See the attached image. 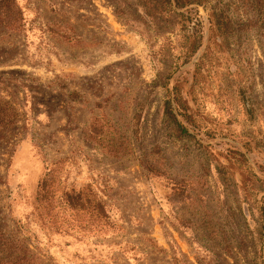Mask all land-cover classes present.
<instances>
[{
    "label": "rangeland",
    "instance_id": "1",
    "mask_svg": "<svg viewBox=\"0 0 264 264\" xmlns=\"http://www.w3.org/2000/svg\"><path fill=\"white\" fill-rule=\"evenodd\" d=\"M17 3L23 32L0 35V256L264 264V21L253 0L214 3L234 22L226 39L209 7L195 11L203 44L186 64L184 39L144 25L131 0ZM169 99L191 138L178 136ZM44 180L96 195L108 235L41 227Z\"/></svg>",
    "mask_w": 264,
    "mask_h": 264
},
{
    "label": "trees",
    "instance_id": "2",
    "mask_svg": "<svg viewBox=\"0 0 264 264\" xmlns=\"http://www.w3.org/2000/svg\"><path fill=\"white\" fill-rule=\"evenodd\" d=\"M131 1L132 5L140 12L141 20L144 25L154 29L159 25L165 24L171 28V33H173V35H178V37L181 36L182 39H184V42L188 44V50L184 54L183 64H186L194 57L203 44L202 33L192 27L195 24L194 12L198 9L203 8L207 10L209 7L211 13L209 24L211 26L213 25L215 32L221 39H226L235 30L234 22L228 14L214 8V3L217 2V0ZM253 6L257 15L261 16L264 21V0H253ZM198 25L201 26V23L198 22ZM23 30L24 16L17 0H0V35H5L6 32L21 33ZM166 79L169 81L171 75L166 77ZM172 101V99H169L166 103L167 115L175 123L180 138H191L188 130L179 123L174 114ZM142 120V115H137L134 119L133 133L136 138L140 136ZM103 130V126L99 123L91 125V140L96 143H101L104 134ZM145 169L148 173L155 176L159 174L155 167L148 166ZM45 180L41 182L37 196L39 208L44 212L39 220L41 224L39 225L41 227L47 226L56 232H71L76 227L86 228L85 226L88 224L90 226V232H92L94 236L108 235L113 225L105 203L96 195L92 194L88 197L82 191L61 190L59 184L56 185L53 181L48 182ZM261 208L264 215V206ZM0 264H24V261H10L9 257L6 255L3 258L0 256Z\"/></svg>",
    "mask_w": 264,
    "mask_h": 264
}]
</instances>
